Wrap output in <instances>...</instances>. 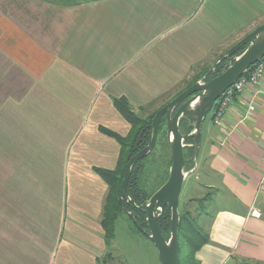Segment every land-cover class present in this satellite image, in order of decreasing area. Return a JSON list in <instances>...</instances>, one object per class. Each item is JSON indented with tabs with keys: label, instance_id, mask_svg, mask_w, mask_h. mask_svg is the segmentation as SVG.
<instances>
[{
	"label": "crops",
	"instance_id": "1",
	"mask_svg": "<svg viewBox=\"0 0 264 264\" xmlns=\"http://www.w3.org/2000/svg\"><path fill=\"white\" fill-rule=\"evenodd\" d=\"M262 23L264 0H0V264H101L98 171L132 132L116 100L148 116ZM198 159V264H264V78L203 123Z\"/></svg>",
	"mask_w": 264,
	"mask_h": 264
},
{
	"label": "water",
	"instance_id": "2",
	"mask_svg": "<svg viewBox=\"0 0 264 264\" xmlns=\"http://www.w3.org/2000/svg\"><path fill=\"white\" fill-rule=\"evenodd\" d=\"M264 57V23L255 28L233 47H231L212 68L228 59V67L219 75L206 81L201 78L189 88L174 97L155 114L152 122V132L149 144L132 156L126 164L124 177L120 187V198L124 202L134 203L128 192V183L132 176L133 167L143 158L149 156L158 140L159 130L165 118L167 142L171 153V172L167 183L150 199L136 209L147 213V228L139 226L134 214L125 210L135 227L145 235L155 247L160 264H182L179 228L181 213L179 211L180 196L185 180L194 172L187 170L185 149L193 148L194 161L199 156L202 144V128L207 116L213 111L219 99L242 77L247 71ZM187 123L191 129L183 134L181 122ZM193 140L192 145L188 141ZM125 205V203H124ZM168 211L170 215V232L166 238L159 225V218Z\"/></svg>",
	"mask_w": 264,
	"mask_h": 264
},
{
	"label": "trees",
	"instance_id": "3",
	"mask_svg": "<svg viewBox=\"0 0 264 264\" xmlns=\"http://www.w3.org/2000/svg\"><path fill=\"white\" fill-rule=\"evenodd\" d=\"M45 1H48V2L61 1L64 3H74L79 0H45ZM220 58H218L214 62L211 68H209L207 71L202 73V75L205 74L206 72L212 71V68L215 66V64L219 61ZM227 67L228 66L226 64V61L221 62L219 66L216 68V76L222 73ZM252 69L253 67H251L245 75H247ZM201 78L203 77L196 78L195 81L190 83L187 88H189L191 85H193L196 81H198ZM211 79L212 78H206V81H209ZM180 93H178V95ZM115 103H116V106H118L122 115L130 123L132 127V132L128 138L122 139L120 141L122 145V151H121L118 168L115 171H105V170L98 171L100 176L105 180V182L108 184L110 188L109 189L110 194H108V197L106 199V205L104 206V215H103V220H102V225L106 233V244H107L108 238L112 237V233L114 232V224L117 220V213H118V212L116 213V208H121L125 214H127L125 210L132 212L139 226L145 229L147 228V223H146L147 213L136 209L134 206V203L137 206H140L149 199L148 193L140 187V177H141V173L143 169L142 163L146 157L140 160L133 167L132 176L128 183V192H129L130 198L133 200L134 203L132 202L127 203L126 200L124 202L121 200L120 187H121V183L124 177L125 167L129 159L135 154H137L139 151L143 150L149 144L150 139H151V132H152V122H153L156 112L158 111L156 110L150 113L148 116L143 117L141 115H138L134 111V109L131 107V105L128 103L126 99L124 98L118 99L116 100ZM163 125H165V123L162 120L160 130H159V136H160ZM180 129L183 134H188L191 132V129L187 128V123L184 121L181 122ZM159 136H158V139H159ZM187 144L192 145L193 140H189ZM184 155H185V162H186L187 170L193 169L194 168L193 148L187 147L185 149ZM171 165H172V160H171ZM200 200H201L200 203L205 204V202L208 201V196ZM191 201L192 200H190L189 202ZM202 216L203 214L202 215L199 214L196 218H192L190 212L188 211H185L183 215L181 214V222H180V228H179L180 249L182 253L183 247L186 246L189 252H191V256L189 257L190 258L189 261L191 264H198L195 255L198 252V250L202 247V245H204L208 241L207 234L199 226ZM159 225L162 231L164 232L166 238H168L169 232H170V215L167 210H165V212L160 216ZM181 263L184 264L182 254H181Z\"/></svg>",
	"mask_w": 264,
	"mask_h": 264
},
{
	"label": "rangeland",
	"instance_id": "4",
	"mask_svg": "<svg viewBox=\"0 0 264 264\" xmlns=\"http://www.w3.org/2000/svg\"><path fill=\"white\" fill-rule=\"evenodd\" d=\"M219 56L215 57L214 62ZM210 66L213 65L211 64ZM212 120L211 112L204 122V127L211 124ZM199 165L200 162L197 158L194 161V172L185 180L180 196L179 211L182 215L185 211L190 212L192 218L203 214L199 226H204L208 220L207 215L212 213L216 205H211L208 201L206 204L200 203V199L205 198L208 192L204 188V178L200 177L199 172L196 170ZM142 168L140 187L148 193V200H150L167 183L171 172V153L167 143L165 125L162 126L155 149L145 158L142 163ZM190 200L192 201L189 202ZM116 213L117 220L114 224V232L112 233V237L108 238L107 247L100 255V263L160 264L158 253L150 240L135 228L128 215L121 208H116ZM181 254L183 263L191 264L189 261L191 252H189L186 246L183 247Z\"/></svg>",
	"mask_w": 264,
	"mask_h": 264
},
{
	"label": "built area",
	"instance_id": "5",
	"mask_svg": "<svg viewBox=\"0 0 264 264\" xmlns=\"http://www.w3.org/2000/svg\"><path fill=\"white\" fill-rule=\"evenodd\" d=\"M253 69L245 76H242L215 104L212 111V118L215 125H221L222 119L226 115L229 106L236 96L241 95L248 86H257L264 78V57L257 62ZM254 111V106L250 105L248 113Z\"/></svg>",
	"mask_w": 264,
	"mask_h": 264
},
{
	"label": "flooded vegetation",
	"instance_id": "6",
	"mask_svg": "<svg viewBox=\"0 0 264 264\" xmlns=\"http://www.w3.org/2000/svg\"><path fill=\"white\" fill-rule=\"evenodd\" d=\"M226 61V64H227V66H228V59H226L225 60ZM204 73V72H203ZM205 76V80H206V78H213V77H215L216 76V70L215 71H210V72H206L205 74H203L201 77H204ZM163 121H164V123H165V118H163Z\"/></svg>",
	"mask_w": 264,
	"mask_h": 264
}]
</instances>
